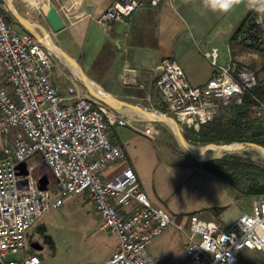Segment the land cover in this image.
I'll list each match as a JSON object with an SVG mask.
<instances>
[{
  "label": "built area",
  "instance_id": "built-area-1",
  "mask_svg": "<svg viewBox=\"0 0 264 264\" xmlns=\"http://www.w3.org/2000/svg\"><path fill=\"white\" fill-rule=\"evenodd\" d=\"M145 1L156 7L162 0H115L99 22L108 28L127 23ZM238 41L263 50L264 16L256 15ZM204 56L215 74L200 87L188 83L176 61L163 60L154 85L166 110H145L173 118L181 129L197 131L259 86L253 71L230 62L219 64L217 48ZM53 68L48 47L31 33L13 29L0 0V264H42L35 254L7 256L25 249L29 228L45 211L59 208L70 195L83 194L99 213L100 228L117 238L115 252L103 264H164L149 257L147 248L170 224L183 229L176 216L151 204L130 166L105 179L109 169L126 159L124 150L110 140V129L132 127L138 120L76 84L60 91L52 79ZM256 100L255 117L264 121V102ZM143 133L153 136L155 131L148 127ZM37 156L39 161L28 166ZM22 163L26 174L19 168ZM43 166L56 180L46 190L38 187V179L47 175ZM188 224L185 264H236L243 249L264 253V196L228 227L195 214Z\"/></svg>",
  "mask_w": 264,
  "mask_h": 264
},
{
  "label": "crops",
  "instance_id": "crops-1",
  "mask_svg": "<svg viewBox=\"0 0 264 264\" xmlns=\"http://www.w3.org/2000/svg\"><path fill=\"white\" fill-rule=\"evenodd\" d=\"M114 1L12 0V10L32 23L29 33L52 53V79L60 91L73 82L78 89L90 91L83 73L94 90L100 88L108 96L143 109L159 110L154 83L165 59L176 61L194 87L205 85L215 74L202 55L212 48L218 49L221 65L230 62L238 69L255 71L246 51L238 45L232 47L230 40L257 0H228L227 7L207 0H162L156 7L145 1L130 21L108 28L99 18ZM48 3L54 4L63 21L60 31L54 32L44 18ZM7 19L16 31L27 32L15 18L8 15ZM104 46L108 49L101 55ZM259 62L263 67L262 58ZM123 110L138 121L132 127L111 128L110 140L124 150L126 159L109 169L105 179L130 166L151 204L176 216L195 214L228 227L248 213L227 180L194 159L189 162L175 156L172 149L159 150L156 134L143 133L148 127L155 131L154 122L137 111ZM123 127L130 131L120 132ZM161 152L172 160L159 159ZM255 199L252 197V205ZM148 256L162 262L158 255ZM237 257L236 264H264L260 251L243 249Z\"/></svg>",
  "mask_w": 264,
  "mask_h": 264
},
{
  "label": "rangeland",
  "instance_id": "rangeland-1",
  "mask_svg": "<svg viewBox=\"0 0 264 264\" xmlns=\"http://www.w3.org/2000/svg\"><path fill=\"white\" fill-rule=\"evenodd\" d=\"M2 1L5 20L8 21V15L13 19V15L8 11L9 0ZM202 55L204 56V54ZM246 57L248 61L250 57L253 69L259 70V78L263 80L264 71L261 70L262 66L259 64L261 63L259 62L261 55L257 52L250 53L246 51ZM207 60L213 66L210 60ZM161 70L162 67L160 65L159 73ZM73 84L74 82L71 85ZM152 124L156 129L155 134L158 139L159 150L172 149L175 151V156L189 162L194 159V163L198 161L202 165L207 160L218 159L225 154L224 151L213 148L205 150V147L190 143L193 148L201 151H199L200 154L198 155H191L179 144L173 128L160 122ZM116 128L119 127L116 126ZM121 131L129 132L130 129L123 127ZM162 154L163 152H161ZM232 154L243 158L248 157L258 164L264 165V152L257 148L246 147L244 150L233 152ZM165 156L162 155L159 159L172 160L167 155ZM38 161L39 157L37 156V158L28 160L27 164L28 166L33 165ZM44 169L46 174H48L47 168L44 167ZM239 199L242 201L246 212H250L252 209V197L240 196ZM190 215H174L177 218V224L182 226L183 229L179 230L176 226L170 224L160 235L153 239L147 248L148 254L152 256L158 255L162 258L164 264H185L187 254L184 232L188 231V217ZM39 227L44 228L43 234L49 238V243H44L43 235L38 231ZM28 234L29 243L25 249L17 255H8L7 259H18L24 253L26 255H37L41 259L42 264H103L112 257L118 244L114 234L100 228V215L90 197L86 194L70 195L63 199V204L59 208H51L45 211L29 228ZM34 243L39 248L34 249L30 246V244Z\"/></svg>",
  "mask_w": 264,
  "mask_h": 264
},
{
  "label": "trees",
  "instance_id": "trees-1",
  "mask_svg": "<svg viewBox=\"0 0 264 264\" xmlns=\"http://www.w3.org/2000/svg\"><path fill=\"white\" fill-rule=\"evenodd\" d=\"M258 14L264 16V0L253 3L242 25L230 40V45H238L247 52L259 53L263 59L261 70L264 71V49L257 50L252 45L240 44L238 41V36L250 28L253 18ZM107 49L108 46H104L101 55ZM258 72L259 70L254 71L259 77ZM256 99L264 102V78L260 79L257 88L242 97L240 104L221 109L217 117L201 124L197 131L192 128L183 129L184 138L189 143L202 147L248 143L264 149V121L255 117L258 106ZM159 109L165 111L166 107L160 104ZM203 166L213 175L227 180L240 196H264V165L248 157L225 153L221 158L205 161ZM38 231L43 235L44 243H49V238L43 234L44 228L39 227Z\"/></svg>",
  "mask_w": 264,
  "mask_h": 264
},
{
  "label": "water",
  "instance_id": "water-1",
  "mask_svg": "<svg viewBox=\"0 0 264 264\" xmlns=\"http://www.w3.org/2000/svg\"><path fill=\"white\" fill-rule=\"evenodd\" d=\"M9 10L12 12L14 18L17 20V22L23 27L25 28V30H27V32H33L32 30V23L25 19L24 17L20 16L19 14L15 13L12 10V0H9ZM44 18L46 19V21L48 22L50 28L54 31H60L61 29H63L64 24L63 21L59 15V13L56 10V7L54 6V4L52 3H48L45 13H44ZM63 55H65L63 53ZM68 58V57H67ZM70 61L71 58H68ZM83 76V80L86 84H88V87L90 89V92L102 103L115 108V109H124V108H128L134 111L139 112L142 116H144L146 118V120L150 121V122H154V123H164L166 119H170L173 122L174 125V133L175 136L179 142V144L191 155H198L200 154V152H196L194 150V148L190 145V143L184 138L183 133H182V129L179 126V124L170 117H158L156 115L151 114L150 112H148L147 110L140 108L138 106H134L128 102L122 101V100H118L115 99L111 96H99L97 94V92L94 90L93 87H91L88 83V81L86 80V77L84 76V74L82 73ZM210 146H214L217 147L218 149H220V151H224L225 153H233V152H237V151H241L244 150L246 147H253V148H257L260 151L264 152V149L260 146H257L255 144H231V145H221V146H215V145H209V146H205V150H208V147ZM19 168L21 170L22 174H26V164L22 163L21 165H19ZM35 177L38 178V174H35ZM56 182V180L54 179V175L52 173V171L50 170V168H48V174L41 177L40 179H38V187L40 190H46L47 186L49 184V182ZM31 247L34 249L39 248L37 246L36 243L31 244Z\"/></svg>",
  "mask_w": 264,
  "mask_h": 264
},
{
  "label": "bare ground",
  "instance_id": "bare-ground-1",
  "mask_svg": "<svg viewBox=\"0 0 264 264\" xmlns=\"http://www.w3.org/2000/svg\"><path fill=\"white\" fill-rule=\"evenodd\" d=\"M95 91L97 92V94H98L99 96H106V93H104L100 88H96V87H95ZM151 114H152V113H151ZM153 115H154V114H153ZM164 123L167 124V125H169L171 128L174 129L173 122H172L170 119H166ZM210 148L220 150V149H218L217 147H214V146H210ZM194 150H195L196 152H199V151H200V150H198V149H196V148H194ZM200 152H201V151H200Z\"/></svg>",
  "mask_w": 264,
  "mask_h": 264
},
{
  "label": "clouds",
  "instance_id": "clouds-1",
  "mask_svg": "<svg viewBox=\"0 0 264 264\" xmlns=\"http://www.w3.org/2000/svg\"><path fill=\"white\" fill-rule=\"evenodd\" d=\"M207 2L219 7L223 5L224 7H227L228 0H207Z\"/></svg>",
  "mask_w": 264,
  "mask_h": 264
}]
</instances>
